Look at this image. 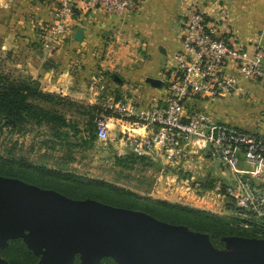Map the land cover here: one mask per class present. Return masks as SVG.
Segmentation results:
<instances>
[{
  "label": "crops",
  "instance_id": "obj_1",
  "mask_svg": "<svg viewBox=\"0 0 264 264\" xmlns=\"http://www.w3.org/2000/svg\"><path fill=\"white\" fill-rule=\"evenodd\" d=\"M189 1L192 0H143L140 9L129 14L97 10L64 17L65 44L48 52L42 28L57 18L60 0H0V53L6 55L5 61L12 59L15 70L31 78L43 92L82 101L94 108H101L104 100V95L90 88L91 80L98 76L103 77L108 93L139 105L162 103L174 55L181 46ZM197 1L202 3L197 5L208 20L217 22L230 41L242 43L251 53L264 45V0ZM79 31L83 32L81 40H77ZM149 79L159 80L161 86H153ZM241 92L249 93V99H219L211 103L209 112L220 123L251 132L244 128L249 124L257 129L251 133L264 135V87L247 82L238 95ZM231 101H236L237 106H231ZM238 112L242 116L238 117ZM135 121L113 118L112 133H145ZM177 169L180 174L184 172L181 166ZM205 170L214 175L217 183L228 185L233 180L223 167ZM205 177L206 181L210 176ZM214 188L201 187L203 192Z\"/></svg>",
  "mask_w": 264,
  "mask_h": 264
},
{
  "label": "built area",
  "instance_id": "obj_2",
  "mask_svg": "<svg viewBox=\"0 0 264 264\" xmlns=\"http://www.w3.org/2000/svg\"><path fill=\"white\" fill-rule=\"evenodd\" d=\"M142 3L143 0H60L57 18L42 28L45 49L49 52L65 44L64 17L97 10L129 14L138 11ZM184 24L164 102L139 105L106 92L102 76L91 80L90 88L104 95L103 114L96 121L97 141L101 149H113L117 156H163L171 164L181 165L192 178L204 168L223 167L232 175L230 184L219 182L214 190L203 192L185 180L187 191L227 198L242 211L240 218L246 222L243 227L256 223L264 228V135L220 123L209 112L211 103L238 95L247 82L264 87V45L251 53L242 43L230 41L221 26L209 21L196 3L189 4ZM113 118H134L145 133L113 134Z\"/></svg>",
  "mask_w": 264,
  "mask_h": 264
},
{
  "label": "water",
  "instance_id": "obj_3",
  "mask_svg": "<svg viewBox=\"0 0 264 264\" xmlns=\"http://www.w3.org/2000/svg\"><path fill=\"white\" fill-rule=\"evenodd\" d=\"M20 238L40 257L37 264H74L78 256L80 264H264V239L226 237L219 249L208 235L147 213L0 176V248Z\"/></svg>",
  "mask_w": 264,
  "mask_h": 264
},
{
  "label": "rangeland",
  "instance_id": "obj_4",
  "mask_svg": "<svg viewBox=\"0 0 264 264\" xmlns=\"http://www.w3.org/2000/svg\"><path fill=\"white\" fill-rule=\"evenodd\" d=\"M189 2L202 5L197 0ZM5 59L6 55L0 53L1 74L9 75L13 80L28 79L33 83L31 78L21 75L19 69H17L18 72L15 70L16 67L12 66L11 63L12 59L10 62L5 61ZM248 96L249 93L241 92L239 95L230 96L226 99L236 98L243 102L249 99ZM62 98L65 100L58 101L56 98H49L48 100L39 97L32 101L46 110L64 116L65 124L59 125L58 129H54L55 125L50 124L42 116L35 115L28 118L24 124V129L20 132H13L10 127H4L0 130V158H2L0 164L13 166L12 160H16V162L24 160V163L29 165L45 167L52 171L58 170L56 166L59 164L58 166L67 168L63 173L66 174V179L71 181L105 182L129 190L145 200L157 202L164 201L163 198L167 197L171 200L167 202L182 205L195 211H204L227 219L234 216V212L231 210V200L217 198L215 195L203 196L204 193L197 194L193 189L187 191L188 183L185 180L188 182L197 180L196 185L189 184L200 190H202L200 186L204 183L215 181L214 175H209L210 173L205 168L200 174H195L192 178L186 176L184 172L180 174L179 171L181 170L177 168L181 165L171 164L163 156L148 157V160L139 159L136 161L128 160L125 157L119 158L113 149L103 150L98 141H93L95 131L92 125L95 121V112L90 109L91 106L72 98L63 96ZM231 102H234L231 106H237L236 101ZM239 113L241 112H238V115L235 113V115L242 116ZM244 128L251 132L257 131L254 126L249 124H245ZM112 131L114 132V129ZM76 142H80L82 145L75 146L74 143ZM175 169L176 171H174ZM205 175L206 177L210 176L206 181L203 180ZM206 235L209 236V234Z\"/></svg>",
  "mask_w": 264,
  "mask_h": 264
},
{
  "label": "trees",
  "instance_id": "obj_5",
  "mask_svg": "<svg viewBox=\"0 0 264 264\" xmlns=\"http://www.w3.org/2000/svg\"><path fill=\"white\" fill-rule=\"evenodd\" d=\"M77 15V14H76ZM75 15V16H76ZM52 99L58 101L65 100L57 94H45L35 83L28 79H12L9 75L0 73V130L4 127H10L14 132L22 131L24 124L29 117L35 115L42 116L50 124L53 123L54 129L59 125L65 124V118L57 112L46 110L32 101L38 98ZM95 112V121L92 128L95 131L93 141H97V119L103 114L102 107H90ZM108 116V114H106ZM258 135V134H256ZM75 146H81L82 143L76 142ZM128 160H148V157L127 154ZM2 158H0L1 160ZM22 161V162H21ZM12 160V165L6 166L0 164V176L15 178L26 183L36 185L43 189L55 190L69 198L77 200L92 199L114 207L125 208L147 213L158 220L174 225H183L195 232L209 234L212 243L219 249L225 248L226 237L242 236L247 238L264 239V228L256 223H247L248 228L242 225L246 223L240 218L242 211L231 201V210L234 216L230 219L214 216L204 211H195L182 205L171 204L167 201H150L135 195L124 188H119L105 182L91 180L87 183L71 181L66 179L63 171L65 167L56 166L58 170H47L45 167H39L24 163V160ZM37 171H31V170ZM35 172V173H34ZM191 185H196V181H190ZM216 181L207 182L201 185L205 189H212ZM0 258L5 259L9 264H37L40 257L37 256L20 238L9 242L5 249L0 248ZM78 256L74 264H80ZM102 264H117L112 259H106Z\"/></svg>",
  "mask_w": 264,
  "mask_h": 264
}]
</instances>
